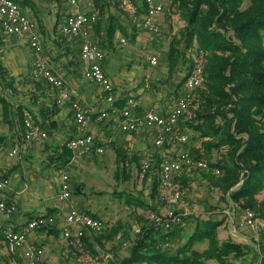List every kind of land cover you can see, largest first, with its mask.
<instances>
[{"label": "crops", "instance_id": "0c3cea01", "mask_svg": "<svg viewBox=\"0 0 264 264\" xmlns=\"http://www.w3.org/2000/svg\"><path fill=\"white\" fill-rule=\"evenodd\" d=\"M16 1L22 11L30 19L37 22L42 34L44 50L52 67L66 80L69 88H75L79 92L82 105L90 110L92 115L90 131L94 135L96 143L105 150L102 155L94 153L90 157H81L74 162L70 170V183L75 188L71 199L64 200L61 197V177H59L57 195L55 196L57 197V203H54V205L45 203V201L53 198L52 190L54 184L41 174L44 168L43 165L45 164L46 167L53 166L62 172L63 167L60 166L59 159L62 147L78 134L73 112L70 104L59 105L57 103L58 94L56 90L45 82L35 80L32 77L31 70L35 57L29 47L27 37H0V95H2L0 96V171L12 181L11 189L4 193V196L18 204V212L11 221V225L16 230H19L35 216L55 215L57 224L54 227L32 232L29 240L44 248L47 264H74L72 262L73 258H70L71 252L78 246L73 245L71 240L66 239L63 234L66 227V214L71 206L107 221L106 226L109 228L117 223L130 227L127 220L129 219L128 208L120 212L115 202L111 201L112 208L107 207L102 210L97 203L98 198H96L95 194H92L90 198L87 196L86 188L83 187L81 178L86 168L89 167L87 166L89 164L88 160L94 156L97 158L101 157V159L102 157H107L106 160L113 164L110 149H116L117 161L119 159L118 153L125 152L128 163H126L127 170L123 172V176L126 178L131 176L130 171H132V174L140 176L142 163L146 160L151 161L152 167H155L156 162L165 158H174L178 154L172 148V143H168L163 147L156 146L154 134L148 130L124 133L120 130L119 121L116 118H110L103 122L97 121L99 114L109 106L104 99L101 87L88 82L83 76V62L80 57L82 37L67 38L62 34L61 26L66 17L73 12L69 5L60 0ZM134 1L139 6L144 5L143 0ZM157 2L166 6L170 0H157ZM80 9L96 13L99 17L100 9L95 5L94 0H86L80 6ZM168 10L170 11V9ZM168 10L165 9V12L157 18L159 28L162 30L167 27L165 18ZM114 11L112 6L107 7L105 19L101 21L99 18L98 20L103 22L102 29L98 32L97 25H95L90 30V35L91 37L100 35L101 48L105 54L104 69L112 81L118 68L119 72L121 71L120 68L126 71L125 79L120 77L122 87L119 89L115 86L117 101L135 96L140 101V107L136 110L138 114L149 110L167 114L175 103L172 105L167 103L156 104L157 99L161 100L163 98L162 92H156L154 89V93H152V89L148 85H142L145 80L149 78L152 80L151 73L153 71L151 69L157 65L154 66L149 63L147 54L152 56L155 54L156 42L158 41L153 33L146 30H137L132 22L131 15L128 20L125 18V20L119 21L118 15L120 13ZM124 12H126L128 17L129 12L126 9H124ZM109 15L117 17L119 22V26L112 36L107 33V24L111 21ZM123 40L127 42L123 43ZM139 51L146 54V56L144 55L145 60H142L139 65L129 60L127 63L125 62L126 66H122L123 61L116 55L127 54L126 56L132 57L133 54H137ZM181 73L185 75L187 71ZM140 77L142 79L138 81ZM26 78L30 80L29 84H27ZM153 81L152 83H154ZM17 89L24 92V96H21L20 100H14L10 96V93ZM2 97L6 102L1 100ZM171 98L174 99L176 97L175 95L168 97L166 101L170 102ZM18 110L33 112L43 128L48 132L50 140L47 141L48 138L47 142L29 144L21 156L10 157V151L19 143L23 132L22 124L19 123ZM50 153H54V156L52 157ZM128 159L132 163L131 168ZM37 160H42L43 165H39ZM191 170L185 169L181 172L177 177L178 182L184 183V177L188 178L187 175L191 173ZM182 173L183 175H181ZM140 179L147 182L148 187L152 185L151 188H153L155 181L160 182V169L153 168L147 178L140 176ZM28 194L31 196H28ZM127 199L133 200L135 204L138 203V207H140L141 201L144 202L143 197L140 199V196L138 198L127 197ZM129 200L127 202L132 205ZM148 203L152 204V201H148ZM237 229L238 231L250 230L240 227ZM138 230H136V234ZM97 235L99 234L87 237L95 243L94 239ZM120 237L119 235L118 239ZM235 237H237L235 241L248 245L245 235ZM0 248L5 251L4 254L0 255V264H28L22 252H7L8 246L2 236H0ZM78 248L85 250L88 247L87 244L82 243ZM120 254H123V252H120ZM68 258L71 259L70 262H67Z\"/></svg>", "mask_w": 264, "mask_h": 264}, {"label": "trees", "instance_id": "16d2710c", "mask_svg": "<svg viewBox=\"0 0 264 264\" xmlns=\"http://www.w3.org/2000/svg\"><path fill=\"white\" fill-rule=\"evenodd\" d=\"M112 1L94 0L105 14ZM170 3L186 22L180 36L172 39L167 58L170 75L187 71L174 91L175 97L180 96L185 80L196 67L186 59L188 51L194 49L202 58L198 63L206 73L203 87L195 92L194 115L184 123L180 121L179 130L182 132L185 125L202 140L204 154L197 152L194 159L208 162L210 185L222 192V201L241 209L256 210L264 218V202L257 198L264 190V0H170ZM137 6L141 13L145 11L144 5ZM109 19L107 33L112 36L119 22L112 15ZM96 25L99 32L103 22L98 21ZM1 100L6 102L3 97ZM126 100H118L116 104L123 108ZM18 115L23 127V112L18 110ZM72 156L67 143L64 144L59 156L60 166H66ZM118 158L119 163L126 166V153H118ZM163 161L156 162L155 167L150 161L149 172L153 168L161 170ZM217 168L220 175L214 172ZM187 182L189 178H185L186 185ZM161 188V179L155 181L150 198H157ZM141 202L140 206L147 205ZM224 219L227 218L193 219L190 232L179 225L167 231L144 220L147 224L134 240L130 238L128 226L117 223L110 228L106 226L105 231L95 237L96 244L88 237L83 239V244L96 256L97 245L101 247L106 239L121 234L124 240H133L131 253L115 256L110 264L243 262L252 248L232 238L220 241L219 229L225 225ZM203 243L208 244L206 249L195 247ZM250 264H264V240L259 242Z\"/></svg>", "mask_w": 264, "mask_h": 264}, {"label": "built area", "instance_id": "2783aa9c", "mask_svg": "<svg viewBox=\"0 0 264 264\" xmlns=\"http://www.w3.org/2000/svg\"><path fill=\"white\" fill-rule=\"evenodd\" d=\"M69 5L73 12L70 13L61 26L62 34L67 38L81 36L80 57L83 62V76L93 84L101 87L108 108L103 110L97 117L98 122L110 118L119 121L120 130L124 133H135L148 130L154 134V143L163 147L168 143L179 142L187 144L189 135L179 130V123L183 116L189 111L195 99L197 89L203 87L206 73L202 64L198 63L190 72L182 87L181 94L167 114L155 110L145 111L138 114L136 110L140 107V101L128 97L126 104L120 108L117 103V92L114 82L104 69L105 54L101 48V39L90 35V30L98 23L99 17L96 13L81 10L80 6L86 0H60ZM124 8L132 17V22L137 30H146L150 33L160 31L157 18L165 12L162 3L157 0H143L145 11L140 12L139 7L132 0H122ZM22 36L27 37L29 47L35 60L31 75L35 80L43 81L57 91V103L59 105L70 104L74 116V122L78 134L67 142L68 149L73 156L70 162L62 168L60 192L64 200L72 197L70 183V170L78 158L91 156L94 153L102 155L105 150L96 143L91 133L92 115L81 101L79 92L75 88H69L66 80L60 76L50 64L43 46V38L36 21L30 19L14 0H0V37ZM123 43L126 41L123 40ZM151 65L158 64L156 56H148ZM49 138L48 132L37 122L33 112L23 111V132L19 143L10 151L9 156H21L27 146L32 143L43 142ZM151 167V162L146 160L142 163L140 176L146 177ZM192 168L210 170L206 161L194 159L189 152L178 154L174 158H165L160 170L161 186L164 190L173 193L169 200L170 207L164 215L153 217L155 225L170 230L174 225L184 227L185 223L175 211L179 204L182 193L175 179L185 169ZM215 174L220 175L217 168ZM12 187V181L0 171V236L8 246L7 252H22L28 264H47L44 248L32 243L29 236L39 229L51 228L57 224L55 215H38L31 218L19 230H16L11 221L18 212V204L4 196ZM66 227L64 237L71 240L73 245L80 246L87 236L101 234L105 231V223L100 218H95L87 212L71 206L66 214ZM256 214L251 210H245L238 219V227L253 229L256 225ZM137 232H140L138 230ZM0 248V255L4 254ZM106 260H111L110 254ZM98 258L93 264H100ZM141 264H150L142 262Z\"/></svg>", "mask_w": 264, "mask_h": 264}, {"label": "rangeland", "instance_id": "374dc122", "mask_svg": "<svg viewBox=\"0 0 264 264\" xmlns=\"http://www.w3.org/2000/svg\"><path fill=\"white\" fill-rule=\"evenodd\" d=\"M122 3V5H121ZM246 4L245 6H247ZM111 6L114 8V12H119L120 15H118L120 18L119 21L125 20V18L128 20L130 14L127 17L126 12H124V6L122 0H113L111 3ZM164 10H168L166 12V23L167 27L165 30H162L160 28V31L158 33H153L155 36V39L158 41L156 42V51L153 56H156L158 58V64L155 68H152L151 71H153L151 74V78L145 80L142 85L146 86L148 85L150 89H152V93H154V89L156 92H162L163 98L161 100H156V104H173L176 102L177 98H171V101H166L168 97H173L175 95L174 91L175 88L178 86V84L181 82L183 78V74L179 71L175 74L170 75L168 71V53L171 47V41L174 38V36L179 35L180 32L185 29L186 22L182 19V17L179 15L178 11L176 12L174 8L171 6V3L168 2V5H163ZM128 12V11H127ZM105 13L102 12V10H99V18L101 21L105 19ZM131 19V17H130ZM126 41V40H125ZM127 42V41H126ZM159 46V47H158ZM145 53V52H144ZM143 52H137V54H133L132 57L126 56L127 54H116L118 57L123 61L122 66H126L127 61L130 60L133 63L135 62L137 65L142 60H145ZM148 56H152L150 54H147ZM187 60L190 62L192 61L193 64L197 65L198 61L201 60L199 56H197V53L195 50H190L187 53ZM204 60V59H203ZM126 62V63H125ZM129 62V63H130ZM189 64V63H188ZM185 67V66H184ZM138 69V68H137ZM119 68L116 70V73L114 74V84L119 89L121 86V79L120 77H125L126 71L123 68ZM185 72V71H184ZM122 78V79H123ZM125 79V78H124ZM127 79V77H126ZM142 78L140 77L138 81H140ZM27 80V78H26ZM154 80V81H153ZM27 84L30 83V80H27ZM152 81L154 83H152ZM10 96L14 100H20L24 96V92L20 90H14V92L10 93ZM135 99H137L135 96H130ZM138 100V99H137ZM197 107L195 105H192L189 111L185 114V116L182 118V123L186 122L187 120H190V117L194 115V110ZM182 133H187L189 135V141L187 144H181L179 142H173L172 148L175 150L176 154H181L184 152H189L194 158L196 157L197 152H200L201 154H204L202 149V140L198 135H195V132L189 128L183 125ZM50 140V137L47 141ZM45 141V142H47ZM44 142V143H45ZM171 144V145H172ZM165 151V149H163ZM110 152H112V162L113 164H110L108 162L107 157L101 159L97 158L96 156L92 157L88 161L89 167L86 168V171H84L83 176L81 178L83 187L86 188V193L89 198L92 196V194H95L96 198H98V205L102 210H105L107 207L112 208V205L110 202H115V205L118 206L119 211L123 212L125 208H128L129 213V234L130 238L133 240L136 237V230L141 229V227L148 221V224L155 225L153 223L152 219L155 216L158 215H164L167 211V209L170 207L169 200L171 199L174 192L170 190H164L160 189L159 194L157 198H150L149 194L151 192L150 185L148 187L147 182H144L140 179V176L137 174H132L131 176L124 178L123 172L127 170V167L119 164V159L117 161V151L116 149H110ZM53 157L54 153H50ZM218 155V154H216ZM90 157V156H89ZM87 158V157H84ZM217 158V156H215ZM110 159V158H109ZM129 160V159H128ZM48 162V160L46 159ZM39 165H43L42 160H37ZM129 165L131 168L132 163L129 161ZM139 165V164H138ZM43 171L41 172L44 177L51 180V182L54 184V188L52 190L53 198H50L48 201H45L46 204L50 203L51 205H54V203H57V184L58 179L61 177V172L55 168V167H46L45 164L43 165ZM113 166V168H111ZM122 168L124 170H122ZM129 170V169H128ZM140 171V170H139ZM71 172V171H70ZM139 173V172H138ZM208 170H201V169H194L192 168L191 173L188 176L189 182H187L188 185L185 183L177 182L179 189L182 193L181 200L179 204L175 206V211L178 214V216L181 218L182 222L185 223L184 229L188 230L189 232L192 230V224L191 220L197 219V218H208V217H216L219 219L227 218L225 220V225L220 227L219 229V239L220 241H227L230 238L236 239L238 235H245L247 239L248 246L252 248V251L250 254L247 255L244 262H238L237 264H250L254 251L258 249L259 242L264 240V218L260 217L259 212L256 210H251L256 214L257 222L253 229L246 230V231H238V219L241 216V214L248 209H241L240 206H232L225 203V201H222V192L216 188L210 185V181L208 179ZM183 175V173L181 174ZM186 177V176H185ZM184 177V179H185ZM125 179V180H124ZM71 180V179H70ZM78 180V179H77ZM71 182V181H70ZM184 182V181H183ZM72 190L74 192V186L72 185ZM33 189V188H32ZM140 193V195H139ZM147 204L146 206H139L138 203L135 204L133 200L127 199V197H134L138 198L140 196V199H142ZM28 196H31L28 194ZM259 201L264 202V190L258 195L257 197ZM34 199V198H33ZM39 200V199H37ZM132 204L130 205L127 201ZM148 201H152V204L148 203ZM130 206V207H129ZM134 206V207H133ZM124 207V208H122ZM156 207V209H155ZM140 209V210H138ZM125 218V215H124ZM106 226L107 221L103 220ZM238 233V234H237ZM121 235V234H119ZM118 235V236H119ZM118 236L110 239V240H104L103 245L100 247L97 245L98 253L94 256L91 253L90 249H81L76 247V249H73L71 252V257L73 258L72 262L75 264H93L94 260L98 258V262L100 264H110L112 261L106 260V255L110 254L112 256V259H116L115 256H125L129 255L131 253V246L132 241L124 240L123 237H120L118 239ZM131 240V241H130ZM114 243V244H113ZM82 245V244H81ZM207 243L203 244H196V248L203 250L206 249ZM123 252V254H120V252ZM70 258H68L67 262H70ZM76 260V261H74ZM215 262H210L209 264H213Z\"/></svg>", "mask_w": 264, "mask_h": 264}]
</instances>
